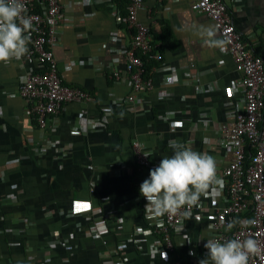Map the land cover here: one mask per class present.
Wrapping results in <instances>:
<instances>
[{"label":"crops","instance_id":"obj_1","mask_svg":"<svg viewBox=\"0 0 264 264\" xmlns=\"http://www.w3.org/2000/svg\"><path fill=\"white\" fill-rule=\"evenodd\" d=\"M57 1L65 16L53 46L59 74L92 98L67 102L58 119L38 128L19 89L40 66L26 55L0 62V264H100L106 257L169 264L153 251L166 253L139 186L172 155L173 141L214 157L222 181L200 197L199 215H183L184 227L173 236L180 264V255L184 264H199L227 184L222 169L231 153L220 124L232 123L244 105L231 54L196 34L213 23L190 0H143L137 16L149 25L160 56L150 66L151 88L136 91L127 75H111L113 67L124 73L130 41L117 19L124 2ZM226 2L248 46L264 55V0ZM133 140L148 166L136 162Z\"/></svg>","mask_w":264,"mask_h":264},{"label":"built area","instance_id":"obj_2","mask_svg":"<svg viewBox=\"0 0 264 264\" xmlns=\"http://www.w3.org/2000/svg\"><path fill=\"white\" fill-rule=\"evenodd\" d=\"M125 11L118 15L130 36L125 48L124 73L113 67L111 75L120 80L127 75L136 91L147 90L152 86L150 74L145 75L142 55L153 59L160 56L149 37V25L137 16L143 0H127ZM194 11L204 12L211 20L220 38L227 41L226 47L232 56L235 70L240 74L239 84L244 88V105L233 113L230 124H220L224 137L222 145L229 150L231 157L223 167L227 179L222 197L224 203L210 218L208 239H248L257 241L260 252L250 255L248 264H264V55L254 53L236 28L226 0H190ZM25 6L23 17L31 21L29 51L40 69L26 74L20 84V96L27 111L38 128H43L48 118L58 119L64 105L70 101H85L92 94L79 86L63 83L53 56L56 43V26L65 17L62 5L57 0H22ZM132 101L133 95L127 98ZM133 150L139 167L148 166L146 153L139 141L133 140ZM249 152V153H248ZM248 153V156H247ZM203 208L185 206V211L199 215ZM146 211L149 209L146 207ZM165 214L163 217L149 215L148 222L167 253L169 264H180L174 251L173 236L184 227L182 214ZM235 221L231 230L227 224ZM254 221L253 224H245ZM100 264H124L122 260L103 258Z\"/></svg>","mask_w":264,"mask_h":264},{"label":"clouds","instance_id":"obj_3","mask_svg":"<svg viewBox=\"0 0 264 264\" xmlns=\"http://www.w3.org/2000/svg\"><path fill=\"white\" fill-rule=\"evenodd\" d=\"M24 11L22 0H0V62L21 60L29 51L27 44L30 36L26 33L32 25L29 18L22 16ZM196 34L212 48L223 49L227 44L225 39L218 37L214 25L198 26ZM170 147L172 155L162 157L159 165L149 170L148 178L139 186L140 195L147 201L146 207L155 217L178 214L185 206L191 208L214 185L222 183L217 176L214 157L197 152L179 141L171 142ZM180 214L189 216L187 211ZM235 223L229 222L227 230H231ZM204 247L207 255L199 264H248L250 255L260 252L257 241L252 238L227 239L223 242L208 239ZM159 248L153 251L166 259L167 254L160 252ZM189 255L195 253L190 252Z\"/></svg>","mask_w":264,"mask_h":264},{"label":"trees","instance_id":"obj_4","mask_svg":"<svg viewBox=\"0 0 264 264\" xmlns=\"http://www.w3.org/2000/svg\"><path fill=\"white\" fill-rule=\"evenodd\" d=\"M122 2H124V7H123V12L125 11V6L127 4V0H121ZM142 60H143V67H144V70H145V75H148L149 74V71L151 69V65L152 63L154 62L155 59H153L152 57H150L149 55L145 54V55H142ZM249 153V152H248ZM248 153H247V156H248ZM180 260H181V264H184L183 263V258H182V255H180Z\"/></svg>","mask_w":264,"mask_h":264}]
</instances>
